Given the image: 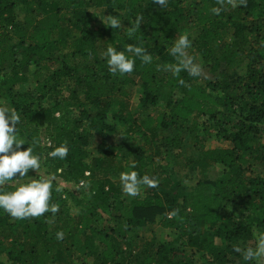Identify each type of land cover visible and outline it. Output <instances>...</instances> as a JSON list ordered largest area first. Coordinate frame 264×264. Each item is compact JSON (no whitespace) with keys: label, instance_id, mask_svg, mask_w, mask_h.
<instances>
[{"label":"trees","instance_id":"1","mask_svg":"<svg viewBox=\"0 0 264 264\" xmlns=\"http://www.w3.org/2000/svg\"><path fill=\"white\" fill-rule=\"evenodd\" d=\"M213 7L222 10L214 15ZM96 9L124 11L123 27L96 24ZM137 16L142 24L129 37ZM179 35L203 62L199 76L166 70L177 63L169 49ZM128 44L144 47L152 62L136 58L132 73H110L106 48ZM3 101L20 116L18 136L34 141V153L54 164L53 176L75 189L51 188L55 215L21 220L0 211V264H258L234 249L254 247L264 232V171L254 167L264 170V0L238 7L167 0L163 8L154 0H0ZM187 131L201 153L191 170L203 176L221 165L219 179L203 176L187 187L175 167L162 165L163 154L175 158L185 145ZM214 133L227 147H205ZM95 136L101 141L92 154ZM137 136L142 144H131ZM65 142L64 160L47 155ZM133 164L159 185L128 203L119 175ZM154 223L175 231L199 260L183 258L174 243L134 247Z\"/></svg>","mask_w":264,"mask_h":264},{"label":"clouds","instance_id":"2","mask_svg":"<svg viewBox=\"0 0 264 264\" xmlns=\"http://www.w3.org/2000/svg\"><path fill=\"white\" fill-rule=\"evenodd\" d=\"M162 8L166 7L167 0H154ZM233 7L246 4V0H229ZM222 8L213 7L212 14L218 15ZM107 26L112 29H121V20L118 16H107ZM142 17L137 16L134 23L128 28L129 37L139 29L142 24ZM187 35H179L175 39L174 45L169 49L170 55L177 59L175 65H167L166 70L178 75L181 71H187L190 76L200 75L201 68L195 63L194 57L188 55L186 49L190 46ZM131 53V57L126 55ZM108 71L112 74H130L135 67V60L139 58L142 63L150 64L153 60L147 50L142 46L134 44L126 45L124 51H118L113 46H108L104 52ZM183 81H181L182 83ZM20 116L16 110L10 106H0V211L15 219L36 218L45 213L55 215L59 211V206L50 203L52 180L47 177H37L38 170L42 167V160L39 154L34 153L32 144L28 138L18 136V124ZM27 144L26 149H21ZM69 148L67 143H61L54 147L47 155L50 158L64 160L68 156ZM133 170L121 172L119 182L121 191L130 196L136 197L140 193V188L145 185L149 188H156L159 185L158 179L148 174L139 175L135 170V165L130 166ZM33 170L36 177L28 175ZM18 174V175H17ZM87 175V174H86ZM11 181L15 185L13 191H3V187ZM81 185L85 181H80ZM59 191V189H57ZM176 215L174 210L169 214ZM63 231H57L55 238L62 240ZM236 252L241 253L245 261L258 262L264 260V232L255 235V247L241 249L236 247Z\"/></svg>","mask_w":264,"mask_h":264},{"label":"rangeland","instance_id":"3","mask_svg":"<svg viewBox=\"0 0 264 264\" xmlns=\"http://www.w3.org/2000/svg\"><path fill=\"white\" fill-rule=\"evenodd\" d=\"M93 12L96 15V20L95 23H101L104 26H107V16H118L119 19L121 20V23L123 21V17H124V11H119L117 9H114L113 11L107 12L103 9H96L93 10ZM18 14L20 16V19L23 18V13L18 10ZM123 24V23H122ZM121 24V28L123 27V25ZM109 27V26H108ZM109 30H111L112 32L115 29H112L111 27H109ZM194 61L195 63H197L201 70H202V60L201 58L195 54L194 56ZM137 91V88L135 89ZM66 95L67 93L64 92ZM1 106H10L8 101H3L0 102ZM136 102H134L133 104V111H135L137 109L136 106ZM11 107V106H10ZM205 121V119H200L198 120V134L203 135V131H202V123ZM193 124L189 123L187 126L191 127ZM185 145L178 151L175 153V158H165V154H163V161H162V165L166 166L167 168H172L175 167L174 169H176L178 171V178L180 179V181L182 182V185L187 186V187H191V186H195L196 184H198V182L202 179L203 176L207 177L208 179L211 180H217L219 179L222 174L225 171V168L221 165H212L209 167V169L207 170V172H205V174L202 176V174H200L198 171H192L191 167L193 164L189 163L190 159H198L201 155L200 151L198 150V148L195 146V143L193 142V138L189 137V132L187 131L185 134ZM124 137L119 136L118 138L115 139L116 143H119L120 140H123ZM139 138L140 136H137V139L131 140V144H136L139 143L142 144V142H139ZM100 137L95 136L94 138V142L92 144L91 147V153L95 154L97 153V147L100 143ZM45 143V142H43ZM261 143L264 144V138H262ZM198 146V145H197ZM205 147L206 148H217V147H227V143L223 142L222 140L218 139L215 137V133L213 134L212 137L208 138L205 141ZM125 148H128V146H125ZM126 150H124L125 152ZM122 153V152H121ZM42 160V167L40 170H38L37 172V177H47L50 178L52 180V187H57L58 189H60L61 192H63L64 190L69 189L70 191L75 189V186L73 184L68 185L67 183H65L64 181H62V179L57 178L55 176H53L52 174V169L54 164L50 163L48 161V158L44 155L41 158ZM92 161V158H89L87 160V163L90 164ZM186 164V167H185ZM260 173H262L263 167H261L259 164H255L254 166ZM149 174H151V169H149ZM30 176H32L33 178L36 177V173L31 170L29 171ZM10 185H13L15 188V185L9 181L8 182ZM148 191V187H141L140 188V193L138 196H145V194ZM127 197V201L128 203L132 202L136 197H130L128 195H126ZM73 216H76L78 214V208L74 207L73 210L71 211ZM178 237V234L175 231L172 230H164L162 229L158 223H154V224H149L148 227L139 232L138 234V241L134 243V247H136L137 245H140L143 242H154L156 245L162 244V243H174L175 247H177L178 249L181 250L182 254L181 256H183V258H189V257H193V259L199 260V255L195 254L194 252L191 251V249L186 248L185 246H183L180 242H176V239ZM176 242V243H175ZM255 247V246H254ZM258 264H264V260H260L257 262ZM78 264H82V263H78ZM84 264H93V261L91 259H88L85 261Z\"/></svg>","mask_w":264,"mask_h":264}]
</instances>
